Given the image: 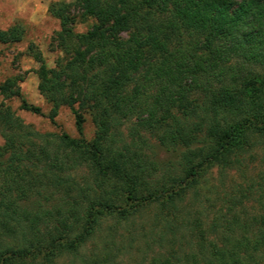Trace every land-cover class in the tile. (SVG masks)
Returning <instances> with one entry per match:
<instances>
[{
  "label": "trees",
  "instance_id": "16d2710c",
  "mask_svg": "<svg viewBox=\"0 0 264 264\" xmlns=\"http://www.w3.org/2000/svg\"><path fill=\"white\" fill-rule=\"evenodd\" d=\"M77 6L92 23L86 34L76 36L67 28L59 34L68 58L51 70L35 45L29 51L39 63V89L53 104L51 121L57 115L58 97L71 90V97L77 93L95 111L96 136L86 142L62 134L58 146L36 147L3 134L0 264H55L59 255L76 254L103 219L118 216L126 221L148 203L163 199L174 203L182 191L176 188H193L201 173L216 165L227 168L233 158L247 152L251 134L264 136V72L255 69L264 67V0H243L236 8V0H79ZM195 37L201 39V53L183 54V43ZM23 38L19 26L0 31L2 44ZM232 60L242 64L233 68L229 66ZM199 72L219 82L218 88H208L201 104L209 114L206 126L201 127H206L203 146L192 149L196 139L181 138L186 148L182 155L185 177L174 182L173 189L165 185L152 191L145 183L151 168L141 150L113 146L112 117L124 103L130 106L138 101L148 84L159 85L157 103L181 107ZM131 84L135 87L129 95L126 90ZM0 93L20 97L17 79L0 84ZM21 108L41 114L40 108L25 100ZM151 109L154 117L157 109ZM11 117L0 112V126L8 128ZM76 127L82 135L83 120L78 114ZM72 156L92 168L99 189L79 187L62 176ZM37 167L43 170L35 174L32 170ZM45 174L67 193L60 208L27 204L40 194L38 185L44 184ZM107 184L114 189H101ZM116 200L130 205L121 209ZM210 247L215 253L204 264H227L219 248L213 243ZM253 250L264 258V232Z\"/></svg>",
  "mask_w": 264,
  "mask_h": 264
},
{
  "label": "rangeland",
  "instance_id": "374dc122",
  "mask_svg": "<svg viewBox=\"0 0 264 264\" xmlns=\"http://www.w3.org/2000/svg\"><path fill=\"white\" fill-rule=\"evenodd\" d=\"M78 1L0 0V31L15 26L24 30L21 42L0 43V84L17 79L20 88V97L7 98L0 93V112L12 116L8 128L0 126V147L4 144L3 134L14 135L36 147L58 146L62 134L86 142L95 138V111L83 104L77 93L73 92L71 97V90H65L58 97L57 115L54 123L51 121L53 104L39 89L36 75L39 63L29 51L30 45H35L51 70L57 68L60 60L68 58L59 34L67 28L76 36L83 35L90 31L92 23L82 17ZM242 1L236 0L235 8ZM123 37L128 36L123 34ZM72 42H76V37ZM200 43V37L187 39L180 50L185 55L201 53ZM229 64L235 68L242 63L232 60ZM263 68L255 67L260 73L264 72ZM196 78L195 84L190 82L194 88L187 93L181 107L157 103L159 85L148 84L141 90L138 101L130 106L124 103L112 117L115 120L113 146L128 145L141 150L151 168L145 183L152 191L165 185L166 189H173L174 182L185 177L182 155L186 148L181 138L196 139L192 149L203 146L206 127L203 130L201 127L206 126L209 114L201 104L208 88H218L219 82L204 72H199ZM135 84L127 88L129 95L133 94ZM22 100L40 108L41 114L22 110ZM152 106L157 109L154 117L150 114ZM77 114L83 120L82 135L76 127ZM175 136L179 139L174 142ZM248 138L247 152L238 159L233 158L230 166L207 169L193 188H176L182 191L174 203L170 204L169 199L148 203L126 221L119 220L118 216L103 219L76 254L59 255L55 264H204L215 253L210 247L212 243L227 264H264L261 253L253 250L264 232V136L251 134ZM76 158L71 157L62 176L69 177L79 187L89 185L91 189H99L92 168ZM41 170L37 167L32 171L36 174ZM54 183L55 179L45 174L44 184L38 185L40 194L31 197L27 204L45 209L62 207L68 199L67 193ZM112 186L107 184L101 189L110 191L114 189ZM143 190L147 195L145 187ZM116 201L121 209L130 205Z\"/></svg>",
  "mask_w": 264,
  "mask_h": 264
}]
</instances>
